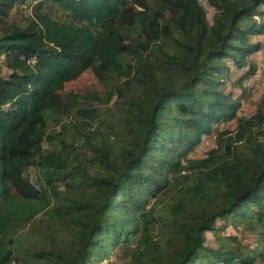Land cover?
<instances>
[{
  "label": "trees",
  "instance_id": "obj_1",
  "mask_svg": "<svg viewBox=\"0 0 264 264\" xmlns=\"http://www.w3.org/2000/svg\"><path fill=\"white\" fill-rule=\"evenodd\" d=\"M27 1V23L0 26L9 71L0 76V264L18 257L23 229L38 236L27 264L100 263L108 236L114 246L137 236L127 264H264V94L254 114L238 117L236 99L205 89L228 58L252 74L247 57L260 46L249 36L262 31L254 18L264 0H207L210 23L198 0H0V14ZM50 5L66 21L43 11ZM86 69L105 92L78 107L64 85ZM112 98L118 116L102 117ZM168 108L176 115L163 119ZM70 115L96 122L80 134V152L65 137L44 150L49 124ZM231 120L215 147L184 162ZM142 191L169 200L145 207ZM217 219L255 232V247L220 238ZM207 231L216 248L204 244Z\"/></svg>",
  "mask_w": 264,
  "mask_h": 264
},
{
  "label": "rangeland",
  "instance_id": "obj_2",
  "mask_svg": "<svg viewBox=\"0 0 264 264\" xmlns=\"http://www.w3.org/2000/svg\"><path fill=\"white\" fill-rule=\"evenodd\" d=\"M198 1L205 10L207 21L210 23L215 10L208 4L207 0ZM261 9L263 11V16H258L254 19L257 23L259 22L262 25V31L261 33L249 36V41L251 43H258L260 46L258 51L247 57V60L253 64L251 68L252 74L244 78L245 74L249 71L248 67L245 66L240 68V66L236 65V63L228 58L224 61V65L227 67V70L222 72V74L217 77L218 82L215 83V85L205 84L207 93L211 92L213 89H217L224 94H229L233 99H236L239 102V108L236 111V115L238 117H249L254 114L257 110L259 101L264 94V8ZM43 11L46 12L52 19L60 22L66 21L68 17L64 11L55 5L45 6ZM31 12L32 2L27 1L24 4L17 3L8 9L5 14H0V26L11 23L25 24L31 18ZM246 64L248 65L249 63ZM8 73L9 71L5 68L2 62V56H0V76H5ZM64 91H72L80 95L77 101V106L87 107L94 105V98L96 96H102L105 92V88L104 83L96 78L90 69H86L78 78L67 82L64 85ZM103 108L105 109L102 110V117L106 113L108 115L107 118H110V115L117 117L120 111L115 98H112L107 105L103 106ZM162 115L164 116L163 119H165L166 116L176 115V112L173 108H168L162 112ZM75 122L76 120L72 115H70L62 117L59 124H49L46 132V138L42 142L43 149L46 151H57L62 147L61 138L65 137L71 142V151L80 152L82 148V143L79 139L80 134L82 132H87L90 128H95L96 122L84 123L79 121L77 125ZM62 125L65 126L62 127ZM235 126V120L223 122L214 126L211 133L202 136L200 142L195 146V148L189 152L185 158H183L184 162L185 160L191 158L203 157L210 149L215 147L216 138L219 132L223 130H234ZM261 128L260 139L264 140V125ZM171 129L172 128H168L169 131H171ZM120 133L121 131L119 134ZM153 162V160H149V163L153 164ZM28 171L31 182L34 185H37L38 183L36 177L38 172L34 167L29 168ZM142 193L144 196L140 195L139 198H143L142 204L145 207H149L152 204L160 206L161 202L165 203L169 200L170 195V193H165L152 197L150 195H145L143 191ZM214 224L215 229L218 230L217 233L220 238H223L224 236H232L238 240V244L240 246L249 249L255 247L257 239V234L255 232L246 230L242 225L232 224L231 221L224 219H217ZM255 229H258L257 225ZM18 237L21 239V243L18 248V257L12 261V264H27L25 261L26 250H28L27 245H29L32 241L37 240L38 236L30 229H23ZM108 237L105 240L108 243V246L104 251L105 256L103 261L100 263L89 264L129 263L132 256L131 247L133 246L134 239L137 236L133 237L128 244L121 243L116 246L109 245L111 243ZM219 243L220 241L217 240L213 231L205 232L204 244L210 246L211 248H216ZM255 262L256 264H259L258 259Z\"/></svg>",
  "mask_w": 264,
  "mask_h": 264
}]
</instances>
